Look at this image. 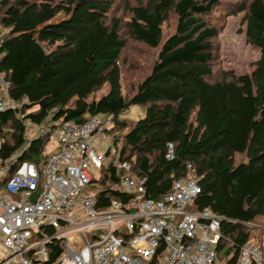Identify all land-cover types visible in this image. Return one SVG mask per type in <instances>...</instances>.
I'll list each match as a JSON object with an SVG mask.
<instances>
[{"label": "trees", "instance_id": "trees-1", "mask_svg": "<svg viewBox=\"0 0 264 264\" xmlns=\"http://www.w3.org/2000/svg\"><path fill=\"white\" fill-rule=\"evenodd\" d=\"M223 1L140 0L126 5L129 17L124 19L114 13L111 0H0V74L11 82V96L28 97V117L34 122L52 111L77 123L113 115L110 133L115 137L127 129L113 143L120 159L145 179L147 197L162 198L191 164L201 186L191 207L224 217L220 257L232 250L233 264L258 228L256 220L264 217V0ZM216 10L244 13L247 41L260 51L250 73L225 71L215 78L213 39L219 29L211 18ZM62 12L71 15L68 21L49 23ZM171 13L177 15L176 29L164 40L162 27ZM40 24L46 26L34 34ZM125 35L160 47L132 95L122 84ZM106 84L105 94L90 99ZM135 105L145 108L142 118L132 125L120 119ZM0 116L4 159L23 144L27 129L14 111ZM49 140V135L35 139L22 158L40 163ZM99 173L91 184L97 208L134 197L116 188L126 172L111 159ZM48 250L47 260L35 258L33 251L27 256L32 264H53L63 253L59 240Z\"/></svg>", "mask_w": 264, "mask_h": 264}, {"label": "built area", "instance_id": "built-area-1", "mask_svg": "<svg viewBox=\"0 0 264 264\" xmlns=\"http://www.w3.org/2000/svg\"><path fill=\"white\" fill-rule=\"evenodd\" d=\"M2 43L0 31V47ZM10 86L0 74V114L14 111L27 129L23 144L0 158V188L5 190L0 194V240L11 259L32 264L27 254L33 251L35 258L47 260L49 244L59 240L63 253L53 264H229L219 251L224 217L210 208L191 209L201 193L191 164L170 192L160 199L147 197L145 179L120 159L113 143V115L77 123L56 118L52 111L37 123L28 117V97L11 96ZM32 128L36 132L30 136ZM46 135L48 144L58 135L59 146L51 153L45 150L42 170L40 163L22 157L35 139ZM4 141L0 134V149ZM173 153L170 144L167 157ZM110 159L126 172L116 188L134 197L126 203L112 199L99 209L91 185L97 173L91 168L99 174ZM86 187L90 193L81 195ZM90 226L92 240L82 231ZM35 235L39 239L31 243ZM233 264H264V242L246 241Z\"/></svg>", "mask_w": 264, "mask_h": 264}, {"label": "rangeland", "instance_id": "rangeland-1", "mask_svg": "<svg viewBox=\"0 0 264 264\" xmlns=\"http://www.w3.org/2000/svg\"><path fill=\"white\" fill-rule=\"evenodd\" d=\"M113 3V7L115 8L114 13L116 15L123 16L124 19L129 17L127 4L131 5L138 4L140 0H111ZM143 3H146L148 0H141ZM233 0H224L223 2L229 3ZM215 16L211 18V23L216 25L219 29L216 37L213 39L214 47L216 49L217 61L215 65V78H221L223 72L231 71L237 75L250 73L254 69V65L256 61L260 58V51L253 45H251L246 38L245 30L246 24L244 22V13H239L238 15H225L223 10H216ZM71 15H66L65 13L58 14L54 19H52L49 23H63L70 19ZM177 24V15L175 13H171L169 19L163 24V38L164 40L172 35L175 32ZM46 24H40L35 27L33 31L34 34H37L42 28H44ZM126 38V48L122 54L120 59V65L122 68V84L123 89L126 95H132L137 87L138 83L150 73L152 66L157 59L160 47L152 48L146 45L143 42L136 41L134 39L129 38L125 35ZM108 90V85H104L98 91L94 92L90 99L100 98L103 94H105ZM132 108V107H131ZM129 109L123 112L119 117L120 119L129 120L132 125L135 121H137L141 115L145 112V108L139 106V111L132 112V109ZM29 135L32 136L36 132L34 128L28 129ZM124 132H118L115 137L114 133L111 134L112 139L122 138ZM121 143V142H120ZM121 145V144H120ZM59 146V136H53V139L48 144L46 150L51 153L55 151ZM47 159V157H43L40 162V166L43 170V163ZM93 173H97L98 169L91 168ZM100 174V173H99ZM96 175V176H97ZM90 187H86L83 189L81 195L90 193ZM5 190L0 188V194L4 193ZM192 208V207H191ZM194 209V208H192ZM255 224L258 228H254L252 230V238L256 240L259 244L264 242V217H259ZM94 227H86L82 229V231L87 232V235L92 240ZM79 233H76V235ZM39 237L35 235V237L31 240V243L37 241ZM77 242L78 237L75 236ZM84 239H82L81 243L84 244ZM232 245L229 244L228 249H230ZM221 259L229 262L233 258L234 252L230 250L229 252L221 253ZM12 252L3 247L0 241V260H2L3 264H21L19 257L16 259H11Z\"/></svg>", "mask_w": 264, "mask_h": 264}, {"label": "crops", "instance_id": "crops-1", "mask_svg": "<svg viewBox=\"0 0 264 264\" xmlns=\"http://www.w3.org/2000/svg\"><path fill=\"white\" fill-rule=\"evenodd\" d=\"M138 108H139V105H135V106H133L131 109H134V110H135V113H136V112H140ZM144 114H145V112L141 115L140 118H142V117L144 116ZM140 118H139V119H140ZM0 241H1V240H0Z\"/></svg>", "mask_w": 264, "mask_h": 264}, {"label": "water", "instance_id": "water-1", "mask_svg": "<svg viewBox=\"0 0 264 264\" xmlns=\"http://www.w3.org/2000/svg\"><path fill=\"white\" fill-rule=\"evenodd\" d=\"M0 264H3L2 260H0Z\"/></svg>", "mask_w": 264, "mask_h": 264}, {"label": "bare ground", "instance_id": "bare-ground-1", "mask_svg": "<svg viewBox=\"0 0 264 264\" xmlns=\"http://www.w3.org/2000/svg\"><path fill=\"white\" fill-rule=\"evenodd\" d=\"M131 111L134 112V109H132Z\"/></svg>", "mask_w": 264, "mask_h": 264}]
</instances>
